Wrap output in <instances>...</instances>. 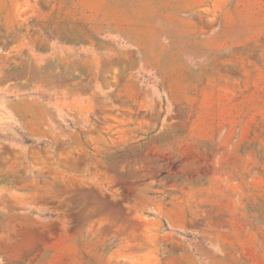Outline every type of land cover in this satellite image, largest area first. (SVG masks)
<instances>
[{
    "label": "rangeland",
    "instance_id": "obj_1",
    "mask_svg": "<svg viewBox=\"0 0 264 264\" xmlns=\"http://www.w3.org/2000/svg\"><path fill=\"white\" fill-rule=\"evenodd\" d=\"M0 264H264V0H0Z\"/></svg>",
    "mask_w": 264,
    "mask_h": 264
}]
</instances>
